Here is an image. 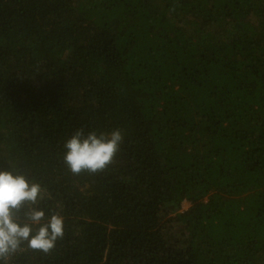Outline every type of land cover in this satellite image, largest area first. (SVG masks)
I'll return each instance as SVG.
<instances>
[{
  "label": "trees",
  "instance_id": "obj_1",
  "mask_svg": "<svg viewBox=\"0 0 264 264\" xmlns=\"http://www.w3.org/2000/svg\"><path fill=\"white\" fill-rule=\"evenodd\" d=\"M81 127L124 140L74 177ZM6 158L66 223L17 264H264V0H0Z\"/></svg>",
  "mask_w": 264,
  "mask_h": 264
},
{
  "label": "clouds",
  "instance_id": "obj_2",
  "mask_svg": "<svg viewBox=\"0 0 264 264\" xmlns=\"http://www.w3.org/2000/svg\"><path fill=\"white\" fill-rule=\"evenodd\" d=\"M124 140L121 130L110 133L78 129L63 147V164L74 177L103 172ZM8 160L0 170V264H17L25 257H46L65 237L62 205L31 170Z\"/></svg>",
  "mask_w": 264,
  "mask_h": 264
},
{
  "label": "rangeland",
  "instance_id": "obj_3",
  "mask_svg": "<svg viewBox=\"0 0 264 264\" xmlns=\"http://www.w3.org/2000/svg\"><path fill=\"white\" fill-rule=\"evenodd\" d=\"M190 204L187 203V202H184L183 205H182V209L183 210H187L189 208Z\"/></svg>",
  "mask_w": 264,
  "mask_h": 264
}]
</instances>
